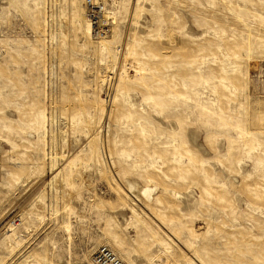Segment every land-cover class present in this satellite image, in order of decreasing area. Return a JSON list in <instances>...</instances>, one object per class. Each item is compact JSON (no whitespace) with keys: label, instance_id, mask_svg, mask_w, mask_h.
Instances as JSON below:
<instances>
[{"label":"rangeland","instance_id":"obj_1","mask_svg":"<svg viewBox=\"0 0 264 264\" xmlns=\"http://www.w3.org/2000/svg\"><path fill=\"white\" fill-rule=\"evenodd\" d=\"M0 0V264H264V0Z\"/></svg>","mask_w":264,"mask_h":264},{"label":"built area","instance_id":"obj_2","mask_svg":"<svg viewBox=\"0 0 264 264\" xmlns=\"http://www.w3.org/2000/svg\"><path fill=\"white\" fill-rule=\"evenodd\" d=\"M88 7L89 16L95 18L103 9V4L100 0H84ZM91 264H124V262L108 247H101L93 255Z\"/></svg>","mask_w":264,"mask_h":264}]
</instances>
